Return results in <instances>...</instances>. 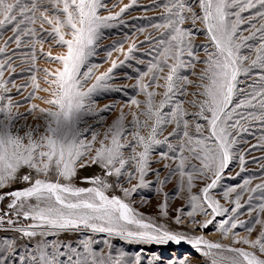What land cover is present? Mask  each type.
I'll list each match as a JSON object with an SVG mask.
<instances>
[{
    "label": "snow or ice",
    "instance_id": "obj_1",
    "mask_svg": "<svg viewBox=\"0 0 264 264\" xmlns=\"http://www.w3.org/2000/svg\"><path fill=\"white\" fill-rule=\"evenodd\" d=\"M135 3L112 12L105 0H0V39L11 33L0 46V189L20 181L27 185L0 193V201L9 200L7 210L0 209V229L7 225L15 233L0 239V264H126L123 253L113 257L94 250L91 239L76 244L49 239L81 230L145 243L186 241L207 258L205 264H264V177L254 186L244 180L225 191L231 208L212 195L241 134L257 124L264 133V0H167L165 23L153 25L164 30L155 40L156 55L134 85L144 99H131L135 111L121 110L107 123L103 113L114 105L97 109L94 97L121 91L108 81L117 67L134 59L137 46L126 53L121 46L124 60H112L99 74L92 58L99 55L104 30L116 27L114 22L124 24L123 14ZM189 22L191 28H185ZM197 23L206 40L199 46L203 57L194 44ZM37 46L55 67L45 68L42 78L30 76V84L17 85L11 79L16 49H28L24 56L34 66ZM53 47L60 49L55 55ZM198 65L203 67L197 71ZM181 69H190L195 79L181 75ZM27 87L32 90L24 96ZM13 89L23 100L12 95ZM258 141L249 151L264 148V134ZM161 145L169 151L154 160L153 151ZM238 159L241 166L246 163L244 155ZM164 161L169 171L161 179V170L152 165ZM92 165L102 175L85 177L90 187L78 186V172ZM149 173L161 186L177 179L191 208L186 214L191 235L146 222L127 201L146 186ZM197 181L203 187L193 191ZM117 189L123 196L115 194ZM257 193L262 202L252 207ZM245 204L249 215L255 213L250 224L240 219ZM166 209V203L161 205L164 216ZM177 211L175 223L184 224L183 209ZM217 217L226 218L217 222ZM210 225L229 243L196 234ZM134 264H141L139 256Z\"/></svg>",
    "mask_w": 264,
    "mask_h": 264
},
{
    "label": "rangeland",
    "instance_id": "obj_2",
    "mask_svg": "<svg viewBox=\"0 0 264 264\" xmlns=\"http://www.w3.org/2000/svg\"><path fill=\"white\" fill-rule=\"evenodd\" d=\"M108 4V8L112 12H118L121 7L125 4H131V0H105ZM193 0H189L192 3ZM167 3V0H136V3L129 7L127 11L123 14L122 19L125 21L124 24H119V22H114L117 24L116 27L104 30V39L100 46L99 55L92 58V62L99 65L100 72L106 71L111 65L112 60L121 61L124 60V53L127 49L135 44L136 50L133 52L134 59L126 61L124 66L117 67L113 72V79L108 81L113 87H119L121 91H104L98 93L94 99L96 101L95 107L97 109L103 108L105 105L112 104L114 108L109 112H104L103 115L106 117L107 123L111 121L120 113L121 110L124 112H129L130 108L135 111V108L130 105L131 99L143 100L144 97L140 93L137 87H134L137 83V78L140 72L147 70V64L156 55L155 40L160 38L161 32L164 30H157L153 27L155 24L165 23V17L162 15L164 12L163 5ZM103 14H107L104 12ZM245 16L248 13L244 14ZM185 28H191V24L186 23ZM203 25L197 23L196 27L192 29L196 33V38L194 44L197 46V53L203 57V50L199 47L201 44L206 42L205 36L202 31H197L202 29ZM143 29V31H141ZM247 34V33H245ZM11 33L7 32L4 34L3 39H0V46H3V41L10 36ZM151 35L153 37L152 41H148L146 38ZM123 47L124 53L119 51L120 47ZM9 49H15V44L9 43ZM49 44L45 43L44 51L48 52ZM151 50L152 55H147L146 53ZM29 50L25 48L16 49L15 55L13 56V66L15 67V73L11 74V79L15 81L17 85L30 84V76L36 75L38 78H42L45 68H53L54 64L47 61V58L42 56L39 52V46H37V60L33 62L24 56ZM53 55H55L59 48H51ZM112 51V56L107 57V52ZM9 51V55H11ZM4 57L0 54V60ZM136 59H142L145 61L144 64H137ZM131 64L132 67L128 65ZM203 65L197 66V71ZM134 69H138L136 71ZM181 75L188 76L190 79H195L191 75L190 69H181ZM9 73H5V78H9ZM162 82V81H161ZM243 86V85H242ZM32 89L30 87L23 89V95L27 96ZM194 89H189L193 91ZM159 91H163L160 89ZM12 95L15 96L17 100H23L22 96L17 95L15 89H13ZM43 95V93H41ZM190 99V97H189ZM159 100V97H157ZM33 103H40L37 101H32ZM25 103V108L27 107ZM187 107V105H186ZM24 111V108L20 109ZM167 111V109H165ZM171 130V129H169ZM103 131V129H101ZM167 133H165L166 135ZM264 133H262L260 126H252L248 132H244L237 140V144L234 145L233 160L230 162L229 167L225 170L222 175L221 180L215 189L212 190V195L215 199L219 200L225 207L231 208L232 205L224 198V192L229 188L237 187L243 184L244 180H251L253 186L261 182V178L264 177V148L256 147L251 148V145L258 144V138ZM166 145L157 146L153 151V159L159 158L161 152H168ZM244 155L246 163L241 166L238 156ZM167 163L164 161L162 163H153L152 167L160 169V178L163 179L168 173V169L163 167V164ZM243 167V170H242ZM23 170L21 174L24 173ZM97 175H102L101 169L92 165L88 168L81 169L78 172V176L75 182L81 187H90V184L84 182L85 177H93ZM146 186L139 187L137 190L127 198L130 205L139 213H141L146 222L151 220L157 225H163L168 230L172 232L186 233L191 235L192 225L187 223V212L191 211L188 206L187 194L181 192L178 187V182L175 177H173L169 183L161 186L157 181V177L152 173H149L146 177ZM135 182V181H134ZM127 187L126 180L122 181ZM197 189L193 191H198L199 187H203V183L197 181ZM22 181L13 183L7 188L0 189V193L14 191L17 189H22L26 187ZM239 190V189H238ZM116 195L123 196V193L117 189ZM235 194H233L234 196ZM245 199L247 193L244 194ZM9 200L6 198L4 201H0V209L7 210V204ZM243 202V201H242ZM260 200V194L257 193L254 199L251 201L252 207H258ZM167 204V216L162 214L161 205ZM177 209H183V215L185 217L184 224L175 223V217L180 215ZM240 219L248 222H252L255 213L249 215V207L245 204V207L240 210ZM226 217H217L216 221ZM15 219V216H13ZM197 219H204L203 217H197ZM21 223H28L24 221L23 217L20 218ZM7 225L4 229H0V239H4L9 236L15 235L12 231H8ZM259 227V226H257ZM243 235V229H237ZM196 234L204 235L206 238L211 240H222L223 243H229V240L223 239L214 225H210L207 229H198ZM60 239L66 242H71L73 244L78 243L80 240L91 239L93 241L92 247L94 250L108 253L111 252L113 257H118L121 253L124 254L123 259L126 264H134L135 258L139 256L141 258V264H180V261H185L186 264H205L206 257L198 252L196 248L188 244L186 241H181L176 243L175 241H168L165 243H155V242H137L124 240L117 236L109 237L107 233H93L89 230H81L75 233H61L59 237L50 236L49 239ZM104 241H108L105 244ZM109 245L111 247L109 248Z\"/></svg>",
    "mask_w": 264,
    "mask_h": 264
}]
</instances>
